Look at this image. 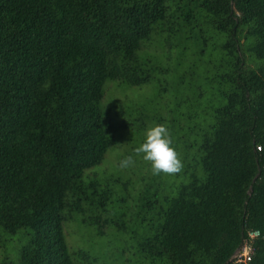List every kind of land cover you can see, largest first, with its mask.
I'll list each match as a JSON object with an SVG mask.
<instances>
[{
  "label": "trees",
  "instance_id": "1",
  "mask_svg": "<svg viewBox=\"0 0 264 264\" xmlns=\"http://www.w3.org/2000/svg\"><path fill=\"white\" fill-rule=\"evenodd\" d=\"M174 55L196 83L179 78L164 117L186 179L86 176L127 125L102 106L109 85L169 76ZM125 204L142 215L136 264H236L253 231L248 264H264V0H0L1 264H97L64 225L125 229L110 220Z\"/></svg>",
  "mask_w": 264,
  "mask_h": 264
},
{
  "label": "rangeland",
  "instance_id": "2",
  "mask_svg": "<svg viewBox=\"0 0 264 264\" xmlns=\"http://www.w3.org/2000/svg\"><path fill=\"white\" fill-rule=\"evenodd\" d=\"M184 63L181 67L177 63L181 59H176V55L171 58L170 63L165 61L169 66H175L176 72L166 77H157V79L143 87H128L122 86L116 89L112 84L107 89V94L103 101V108L110 109L114 112L115 119L119 122L126 121V127L117 133L119 143L111 148L107 158L102 165L87 171L88 174H98L99 179L112 188L113 180L121 179L122 182L128 180L136 181L142 177L151 178L152 172L149 171V164L142 159V156H136L134 149L144 141V133L149 126L155 124H164L168 127L169 121L164 117L167 111H170L179 100L177 81L182 76L185 79V86H196L194 75L190 71L192 64L191 57L186 61L182 55ZM181 81V80H180ZM179 81V82H180ZM119 112V116L116 114ZM117 142V143H118ZM176 144L173 143L176 151L179 153L183 161V170L176 175H154V178H162L169 180V183L180 184L183 179H186L185 168L189 164L186 160L182 147V137L176 139ZM132 155L135 163L127 169L118 167L119 162L125 157ZM120 184H118L119 186ZM172 185V184H170ZM121 198L136 193L133 188L127 193L123 191V186L120 188ZM143 191V188L141 192ZM169 193V191H168ZM116 209V210H115ZM111 210L115 213L111 216V221L118 225H124L125 229L119 230L115 224L111 223L105 229L104 235H99L97 227H93L83 222V217H75L74 220L66 222L64 225V233L67 244L71 253L84 251L97 260V264H136L135 246L143 237L140 229L141 214L134 204H125L124 207H115ZM127 213V214H126ZM25 232V231H22ZM21 232L18 234L20 235ZM9 237L10 248L16 244L22 245L25 240L19 239V236ZM2 250H0V264L3 261ZM79 262V261H78Z\"/></svg>",
  "mask_w": 264,
  "mask_h": 264
},
{
  "label": "clouds",
  "instance_id": "3",
  "mask_svg": "<svg viewBox=\"0 0 264 264\" xmlns=\"http://www.w3.org/2000/svg\"><path fill=\"white\" fill-rule=\"evenodd\" d=\"M144 136V141L134 149V153L136 156H142V159L150 165L153 175H176L183 170V161L173 146L171 133L166 125L149 126ZM134 163V157L129 155L119 162L118 167L127 169Z\"/></svg>",
  "mask_w": 264,
  "mask_h": 264
},
{
  "label": "built area",
  "instance_id": "4",
  "mask_svg": "<svg viewBox=\"0 0 264 264\" xmlns=\"http://www.w3.org/2000/svg\"><path fill=\"white\" fill-rule=\"evenodd\" d=\"M259 231H253L249 233L247 239L243 241V244L239 250L235 253L233 259L236 264H248L254 255V241L260 236Z\"/></svg>",
  "mask_w": 264,
  "mask_h": 264
}]
</instances>
